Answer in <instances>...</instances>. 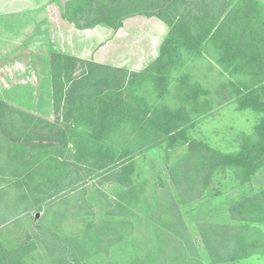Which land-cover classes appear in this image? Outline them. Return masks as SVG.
Listing matches in <instances>:
<instances>
[{
    "label": "trees",
    "instance_id": "1",
    "mask_svg": "<svg viewBox=\"0 0 264 264\" xmlns=\"http://www.w3.org/2000/svg\"><path fill=\"white\" fill-rule=\"evenodd\" d=\"M135 15L155 16L169 27L157 57L140 72L110 68L70 54L51 53L54 110L64 122L59 121L58 115L48 121L0 99V170L8 164L12 172H19L6 180H12L17 188L27 186L29 195L18 192V197L25 199L26 204L35 190L43 191L47 182L42 179L43 171L63 170L57 158L55 164L43 161L48 149L72 142L76 149L73 158L81 163L80 169L81 165L94 169L118 167L111 171L123 188L119 199L105 214L88 221L75 236L52 232L45 237L44 243L54 264H112L109 261L120 251L122 254L113 264H193L181 251L172 257L164 256L158 262L150 255L141 256L138 252L128 255L125 250L129 242L141 234L139 231L144 225L136 224L134 217L138 214L132 210L135 205L130 203L139 198L138 184L132 177L134 162L130 160L136 142L132 141L131 147L123 152L106 144L119 126L130 124L129 134H140L152 144L164 140L167 150L180 145L186 147L184 162L178 166L174 178L183 202L200 197L216 171L231 169L242 183L264 167V115L253 133L243 136L237 150L223 152L187 135L190 118L182 106L172 109L151 104L136 94L144 83L152 82L157 95L164 96L169 89L171 72L181 61L182 53L199 54L205 43L213 41L220 49L217 61L226 62L234 71L245 75L232 83L231 95L237 108L264 113V13L258 2L67 0L62 12V17L79 29L103 24L114 31L122 27L124 19ZM103 67L110 70L108 76L97 81L93 76L100 74ZM77 68L80 72L74 75ZM91 85L94 86L91 91L86 90ZM197 92L193 89L190 95L195 96ZM26 148L32 150L33 167L24 175L22 171L28 170L30 163L24 158ZM35 178L40 181L35 183ZM2 179L0 203L8 200L3 199L6 194L3 191L8 187L2 184ZM41 199L45 200L41 197L38 202ZM40 206L41 202L37 203L36 210ZM229 211L231 223L201 224L202 242L208 252L218 262L229 263L264 253V231L259 227V223H264V189L233 201ZM12 212L0 214V224L7 222ZM36 247L29 235L14 245L0 241V264H27Z\"/></svg>",
    "mask_w": 264,
    "mask_h": 264
},
{
    "label": "rangeland",
    "instance_id": "2",
    "mask_svg": "<svg viewBox=\"0 0 264 264\" xmlns=\"http://www.w3.org/2000/svg\"><path fill=\"white\" fill-rule=\"evenodd\" d=\"M66 1L0 0V99L48 121L58 115L59 121L64 122L54 110L51 53L70 54L110 68L140 72L157 57L169 29L157 17L142 15L127 17L117 31L103 24L79 29L62 17ZM256 1L264 13V0ZM219 56L220 49L213 41L205 43L199 54L184 51L171 72L164 96L157 95L152 82L144 83L136 94L151 104L172 109L182 106L190 118L186 126L189 137L231 152L240 147L244 135L253 133L264 113L237 108L231 95L232 83L245 75L234 71L226 62L219 63ZM109 71L103 67L93 78L97 81L105 78ZM79 72L77 68L73 74ZM193 89L198 90L195 96L190 95ZM130 130V124L119 126L106 141L119 152L136 142L130 160L134 162L132 177L138 184L139 198L130 203L138 214L134 217L136 224L144 227L139 237L125 247L128 255L138 252L159 262L162 257H172L181 251L193 264H264V253H254L233 263L218 262L205 248L201 229L204 222L231 223L232 202L264 189V167L242 183L231 169L216 171L200 197L183 202L174 178L178 166L184 162L186 147L180 145L167 150L164 140L152 144L140 134H129ZM75 151L74 144L69 142L44 152L46 164H55L57 158L63 170L43 171L42 179L47 180L43 191L30 194L27 204L18 197V192H30L27 186L17 188L12 180H6L19 172H12L8 164L0 170L2 184L8 187L3 191L6 193L3 199L9 200L0 203V214L14 210L12 217L0 224V241L14 245L27 235L32 237L37 247L27 264H54L45 237L52 232L59 236L81 233L88 221L100 218L119 199L123 187L112 173L118 167L94 169L81 165L80 169L81 163L73 158ZM31 154L32 150L26 148L24 158L30 163L28 170L23 169L24 175L33 167ZM37 181L40 180L35 178L34 182ZM41 197L45 200L41 199L40 209L36 210ZM259 227L264 231L263 222ZM119 254L122 251L109 263L113 264Z\"/></svg>",
    "mask_w": 264,
    "mask_h": 264
},
{
    "label": "crops",
    "instance_id": "3",
    "mask_svg": "<svg viewBox=\"0 0 264 264\" xmlns=\"http://www.w3.org/2000/svg\"><path fill=\"white\" fill-rule=\"evenodd\" d=\"M25 90H28V86L26 85Z\"/></svg>",
    "mask_w": 264,
    "mask_h": 264
}]
</instances>
